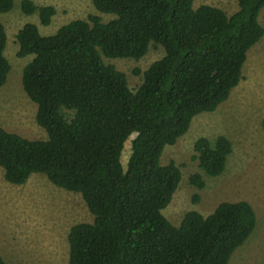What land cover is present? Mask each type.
<instances>
[{"label":"trees","instance_id":"16d2710c","mask_svg":"<svg viewBox=\"0 0 264 264\" xmlns=\"http://www.w3.org/2000/svg\"><path fill=\"white\" fill-rule=\"evenodd\" d=\"M90 1L114 17L102 22L90 14L49 35L26 22L15 34L16 55H31L20 85L46 137L27 139L0 126L3 179L23 184L38 172L80 194L93 218L70 225L65 264H227L254 228L252 207L221 201L207 215L188 210L171 224L161 210L181 173L172 161L162 164L161 153L239 82L246 52L264 34L258 21L264 0H236L229 15L209 4L193 7V0ZM11 6L12 0H0V13ZM19 7L41 25L55 12L32 0H20ZM5 39L0 22V86L10 68ZM150 44L162 55L143 70L134 68L140 80L133 88L103 60H137ZM131 135L123 166L121 150ZM193 150L197 166L215 176L231 144L224 135L212 143L201 136ZM188 181L203 187L197 172Z\"/></svg>","mask_w":264,"mask_h":264},{"label":"rangeland","instance_id":"374dc122","mask_svg":"<svg viewBox=\"0 0 264 264\" xmlns=\"http://www.w3.org/2000/svg\"><path fill=\"white\" fill-rule=\"evenodd\" d=\"M37 5L55 9L49 24L41 25L36 14L21 12L20 0H12L11 8L0 13L5 31L3 54L9 63L5 83L0 86V126L27 139H44L46 134L34 120L35 104L20 85L21 69L31 55L18 57L15 34L26 22L37 26L40 35H49L72 19H87L90 14L106 22L111 13L95 10L90 0H32ZM209 4L227 15L237 9L236 0H193L192 5ZM264 27V6L258 13ZM162 55L159 46L149 45L137 60L103 58L126 76L133 88L139 83V71ZM224 135L231 152L218 175L209 176L197 166L193 142L205 137L211 143ZM129 138L123 144L120 161L124 166L129 153ZM174 162L181 177L167 205L161 210L165 218L177 225L188 210L207 215L221 201L245 200L255 214V225L245 241L230 255L227 264H264V34L246 52L239 82L228 97L210 112L195 115L184 134L171 145H165L161 163ZM197 172L203 187L190 184L188 177ZM193 194H197L195 200ZM78 192L57 187L44 174L34 172L23 184L6 182L0 168V256L5 264H65L70 225L92 221Z\"/></svg>","mask_w":264,"mask_h":264}]
</instances>
